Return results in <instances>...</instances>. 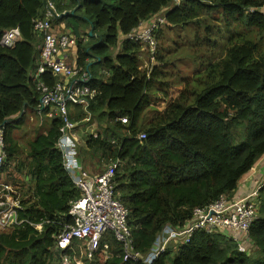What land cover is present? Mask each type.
<instances>
[{
  "label": "trees",
  "instance_id": "trees-1",
  "mask_svg": "<svg viewBox=\"0 0 264 264\" xmlns=\"http://www.w3.org/2000/svg\"><path fill=\"white\" fill-rule=\"evenodd\" d=\"M45 1L57 14L67 12L53 25L63 24L60 31L76 37L77 65L96 89L87 107L91 121L84 125L93 123L98 135L80 150L81 163L86 169L90 160L101 166L119 160L114 192L128 210L134 249L146 254L165 225H182L194 208L232 195L264 155V13L247 12L264 0ZM45 12L43 0H0V37L10 28L21 33L13 46L0 44V122L8 162L3 170L12 164L20 175L11 180L21 192L18 215L24 220L0 227V264L60 261L68 251L55 247V237L72 222L68 211L79 197L55 147L62 121L36 112L32 72L41 36L33 20ZM160 12L170 23L164 28L176 29L183 39L181 53L196 64L187 78L173 71L166 60L170 49L163 45L156 63L142 67V47L126 37ZM42 78L49 84L56 79L50 73ZM70 115L79 123L85 114L75 107ZM28 116L37 123L18 138ZM141 132L145 137L138 140ZM256 216L248 232L256 247L251 254L239 252L222 234L199 231L152 264H264V185ZM103 242L107 246L83 264H142L124 261L111 233Z\"/></svg>",
  "mask_w": 264,
  "mask_h": 264
},
{
  "label": "built area",
  "instance_id": "built-area-1",
  "mask_svg": "<svg viewBox=\"0 0 264 264\" xmlns=\"http://www.w3.org/2000/svg\"><path fill=\"white\" fill-rule=\"evenodd\" d=\"M178 2L179 0H174V4ZM50 9H53V6L47 3L44 16L33 20V30L41 36L38 60L32 72L34 88L39 97L36 112L38 117L56 116L62 121L55 147L62 154L71 181L79 191V197L71 203L68 211L72 222L64 224L55 237V247L68 251L61 257V263L83 264V258L91 259L101 245L102 249L107 246L105 242L102 244V241L108 233L121 244L124 261L142 264H152L168 250L173 254L180 245L188 243L191 236L199 231L224 235L237 245L239 252L251 254L255 251L256 247L248 232L250 224L257 218V192L264 185V178L245 195H220L207 205L194 208L190 218L182 225H165L146 254L134 249L126 220L128 210L114 192V175L119 160L107 164L103 172L91 174L73 158L79 145L75 133L78 122L72 120L70 111L78 107L80 112L85 114L81 122L89 123L91 115L87 107L89 101L94 98L96 89L87 84V79L90 78L88 71L77 65L76 37L67 31H56ZM247 12L263 14L264 4L249 8ZM168 25L170 23L164 13H157L141 22L139 27L126 37L140 44L142 51L154 62L157 52L156 31ZM20 38L19 28L6 29L1 34L0 44L11 47ZM48 73L56 77L51 84L42 78ZM119 120L123 124L127 123L126 116L119 117ZM4 134L5 123L0 122V227L9 228L21 224L24 220L18 215L22 210L19 186L7 179L8 172L15 171L13 165L3 170L8 163ZM97 135L96 132L93 133L94 138ZM144 137L142 132L137 135L138 140H143ZM111 143H114V140H111ZM34 227L41 230V224H35ZM103 254L107 256L104 252Z\"/></svg>",
  "mask_w": 264,
  "mask_h": 264
},
{
  "label": "rangeland",
  "instance_id": "rangeland-1",
  "mask_svg": "<svg viewBox=\"0 0 264 264\" xmlns=\"http://www.w3.org/2000/svg\"><path fill=\"white\" fill-rule=\"evenodd\" d=\"M156 34H159V37H161V39H159V40L157 38V51H158L159 45H163L164 48L169 47V49H170V52L168 53V58L166 60H168L173 65H175L173 67L174 68L173 71L180 70L181 74H183L182 77H184V78H187L190 75H192L196 70V64L192 62L191 58H187V56L185 54L181 53L184 41H183V39H181L180 37L175 35L176 29H170V28L166 29L164 27H160L156 31ZM69 60H71L70 57H69ZM141 60H142V67H144V68L148 67L151 63L152 64L156 63L155 61L151 62L149 60L148 55L145 51L142 52ZM164 81L166 82V79ZM169 81H171V80H169ZM173 93L174 92H172V94ZM168 101H169V97L161 98V102L159 103V107L163 108L165 105H167ZM28 122H29V124L25 125V127L21 131H18V133H17L18 138L21 137V139H24L23 134L26 132H32L34 129L33 126L36 125V123H37V121H35V119L33 117L29 118V116H28ZM79 145H81L80 147H82V142L80 139H79ZM257 161L260 163L261 160H257ZM90 162L91 163H88V165L86 166V169L90 170L92 172V174L97 173L98 171H101L102 169H104L106 167V166H101L100 164L98 165V163H96L95 160H90ZM257 170H258V174H259L260 169L257 168ZM19 176L20 175H18L15 171H9L8 175H7V177H8L7 179L10 180V179L15 177V179H14V181H15V180L19 179ZM261 177L262 176H260L259 179H257V180L260 181ZM11 181H12V183H14L13 180H11ZM260 182H258V183H260ZM258 183H256V184H258ZM82 262H83V259H82ZM52 264H62V263L60 260L58 262L53 261Z\"/></svg>",
  "mask_w": 264,
  "mask_h": 264
},
{
  "label": "crops",
  "instance_id": "crops-1",
  "mask_svg": "<svg viewBox=\"0 0 264 264\" xmlns=\"http://www.w3.org/2000/svg\"><path fill=\"white\" fill-rule=\"evenodd\" d=\"M160 13H163V12H160ZM55 24H56V31H60L63 28V24H61V23H55ZM96 131H97V128L93 123L88 124V125H84V122H79L77 124V126L75 128V133H76L78 139H80L82 142V147H80L81 145L77 146L75 149L74 156H73V158H75L77 162L81 163L82 159L79 155V152L81 149L86 148L87 140ZM259 160H261L260 163L257 161L254 164V166L241 178V180L238 184V188L234 192V196L235 195L236 196H242V195L249 193V191L251 189H253L254 187H257L256 183L260 182L264 178V155ZM82 166H84V165H82ZM257 168L260 169L259 174H258ZM86 170L92 174V172L90 170H88V169H86ZM260 176H262L261 180L258 181L257 179H259Z\"/></svg>",
  "mask_w": 264,
  "mask_h": 264
},
{
  "label": "water",
  "instance_id": "water-1",
  "mask_svg": "<svg viewBox=\"0 0 264 264\" xmlns=\"http://www.w3.org/2000/svg\"><path fill=\"white\" fill-rule=\"evenodd\" d=\"M43 4H44V7H47V3L45 0H43ZM50 12L52 14V16L55 18V19H60L62 15H65L67 14V12H62L60 14H57L53 9H50ZM91 35V33H90Z\"/></svg>",
  "mask_w": 264,
  "mask_h": 264
}]
</instances>
